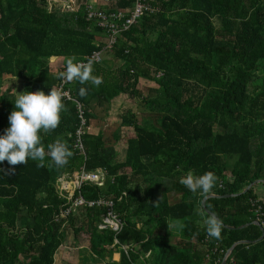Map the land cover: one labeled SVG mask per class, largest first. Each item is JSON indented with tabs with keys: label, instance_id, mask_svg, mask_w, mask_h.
Wrapping results in <instances>:
<instances>
[{
	"label": "trees",
	"instance_id": "16d2710c",
	"mask_svg": "<svg viewBox=\"0 0 264 264\" xmlns=\"http://www.w3.org/2000/svg\"><path fill=\"white\" fill-rule=\"evenodd\" d=\"M92 1L60 11L50 10L51 0H0V135L10 126L17 95L11 86L4 90L6 77L21 81L23 91L48 94L66 81L58 77L68 57L87 62L106 46V30L88 19ZM97 1L124 13L135 4ZM146 1L159 13L123 32L114 50L94 62L93 74L103 83L63 86L71 94L67 110L59 127L43 135L45 145L67 142L74 153L68 164L58 168L48 157L44 167L31 159L0 163V264H56L70 229L90 236L94 264H216L234 245L237 264H264V239L257 241L263 232L254 224L264 228V0ZM142 79L158 85L155 95L143 97ZM123 94L137 100L143 114L141 122L132 110L121 117L125 148L108 150L102 132H85L80 154L81 113L88 129L93 103ZM82 168L106 174L103 187L87 183L80 193L89 201H113L120 233L100 229L106 206L56 221L68 202L58 182ZM190 169L219 178L206 208L223 221L220 239L207 234L206 197L179 183ZM216 244L224 253L211 257Z\"/></svg>",
	"mask_w": 264,
	"mask_h": 264
},
{
	"label": "clouds",
	"instance_id": "9594fccd",
	"mask_svg": "<svg viewBox=\"0 0 264 264\" xmlns=\"http://www.w3.org/2000/svg\"><path fill=\"white\" fill-rule=\"evenodd\" d=\"M93 64L92 59L77 62L75 56H70L58 78L68 82L78 81L81 85L91 83L99 87L103 78L93 74ZM87 94L86 88L79 89L81 97H86ZM64 100L65 93L58 87H52L48 94L43 90L17 92L14 110L8 117L10 126L0 135V163L7 161L12 166L26 165L31 159L38 162L37 167H44L48 157L56 167L66 166L74 155L67 142L56 139L45 145L43 135L59 127L61 114L67 110ZM218 179L213 171L198 175L190 169L181 176L179 183L193 194L200 193L207 198L217 186ZM105 223L113 228L119 227L115 218H106ZM205 225L208 236L220 239L223 221L218 216L209 215Z\"/></svg>",
	"mask_w": 264,
	"mask_h": 264
},
{
	"label": "built area",
	"instance_id": "2783aa9c",
	"mask_svg": "<svg viewBox=\"0 0 264 264\" xmlns=\"http://www.w3.org/2000/svg\"><path fill=\"white\" fill-rule=\"evenodd\" d=\"M59 0H55L54 2H58ZM65 3L72 2V0H60ZM73 3V2H72ZM98 2H91L88 5V19L98 21L99 25L103 27L105 31L106 38V46L102 49V51L97 52L94 56H92V60L94 62L103 61L105 55L108 52L114 50L116 44L118 43L119 38L122 33L128 31L131 27H134L138 24V22L143 19L146 15H157L159 13V9L151 6L146 0H135L134 7L131 11L127 13L114 11V10H104L100 6H97ZM79 5V3H78ZM68 6V5H66ZM70 10L72 9L71 5L68 6ZM66 85V81L63 83L62 87H60L65 93V99L71 100V94L68 90H65L63 86ZM81 110V108L79 109ZM81 120V129L76 134L75 148L80 152V154L85 155L84 145L82 142V135L87 130V121H85L83 112L80 115ZM74 179L73 182H69V180L73 179H60L58 182V190L60 194L68 200L66 207L63 211H61L60 216L56 218V221H64L67 220L70 216H72L77 210H82L85 207H95V206H106L109 208V216L108 219L115 218L118 221L119 227L113 228L108 224H104L100 226L101 230L111 229L116 233H120L124 226L120 217L116 214L114 208L115 203L113 201L106 200H98V201H89L85 199L80 191L84 184L87 183H95L100 187H103L106 183V174L101 172H88L87 169L82 168L80 173H75L72 176ZM261 224H263L261 222ZM119 244V242H118ZM128 253V249L124 248ZM229 252V251H228ZM228 252L224 254L223 258L217 259L216 264H237L236 260L232 257V254L228 255ZM224 251L220 248L218 244L215 245L212 255H220L223 254ZM209 256V257H210Z\"/></svg>",
	"mask_w": 264,
	"mask_h": 264
},
{
	"label": "rangeland",
	"instance_id": "374dc122",
	"mask_svg": "<svg viewBox=\"0 0 264 264\" xmlns=\"http://www.w3.org/2000/svg\"><path fill=\"white\" fill-rule=\"evenodd\" d=\"M54 1L55 0H51L50 10H70L68 7L69 5H71L72 9L80 8L78 5V0H72L73 3L69 1L68 4L60 0L57 3ZM98 6H100V4H98ZM116 62L121 64L119 61ZM55 64L56 60L55 62H52L53 66ZM259 72L261 74L264 73V61L260 63ZM10 86L13 88L12 90L16 91V93L23 92V84L21 81L6 77L4 90L8 89ZM140 89L143 97L149 98L150 96L156 94L158 85L156 83L142 79ZM139 108L140 107L137 100L131 99L124 94L109 103H106V99H101L99 102H94L93 111L96 117H94V119L91 121L90 127L85 132L91 134H99L102 132L104 134V140L108 150H122L125 148V141L127 140L126 138H128V134L126 132H124V134L121 132V117L126 113V111L132 110L138 114V119L141 122L143 114L139 111ZM121 136H124V138H121ZM74 179L75 178L69 180V182H73ZM259 189H264V187L260 186ZM24 220L29 221L27 217H25ZM25 225L20 223L19 228L25 227ZM77 228H79V226ZM176 242L178 241L176 240ZM89 249L90 236L84 232L80 233L79 235H75L73 230L70 229L68 230V238L64 245V249L61 251L62 257L61 259H57V262L58 264H92L93 262L90 261L91 255L88 254ZM117 259L119 260L120 257L118 256Z\"/></svg>",
	"mask_w": 264,
	"mask_h": 264
},
{
	"label": "water",
	"instance_id": "95a60500",
	"mask_svg": "<svg viewBox=\"0 0 264 264\" xmlns=\"http://www.w3.org/2000/svg\"><path fill=\"white\" fill-rule=\"evenodd\" d=\"M260 183H261V181H256V182H254V183L251 184L248 188H246V190H244L243 193H247L249 190H251L253 187H255L256 185H258V184H260ZM232 196H236V195H226V196H224V197H232ZM211 197H213V195H210L209 197L205 198V199L203 200V202H202V206H203V208H204L206 214H209V215H211V213H209V212L207 211V208H206V201H207V199H209V198H211ZM254 224L258 225V226L261 228L262 232H263L261 238H260L259 240H257V241H261V240L264 239V228H263V225H262L260 222H255ZM243 227H246V226H242L241 228H243ZM226 228H228V229H233L232 227H227V226H226ZM241 243H243V242H241ZM244 243H246V242H244ZM234 247H235V245L229 250L228 255L231 254V253L233 252ZM223 264H225V262H223Z\"/></svg>",
	"mask_w": 264,
	"mask_h": 264
},
{
	"label": "crops",
	"instance_id": "0c3cea01",
	"mask_svg": "<svg viewBox=\"0 0 264 264\" xmlns=\"http://www.w3.org/2000/svg\"><path fill=\"white\" fill-rule=\"evenodd\" d=\"M77 1V0H76ZM93 3H95V2H98L97 0H93L92 1ZM105 6L106 5V3H103V4H101V6ZM100 6V7H101ZM152 6V5H151ZM154 7V6H153ZM157 8V7H156ZM104 9V8H103ZM109 10H111V9H109ZM55 62V59H52V61H51V63L52 62ZM85 131H87V130H85ZM62 179V178H61ZM64 180H66L65 178H64ZM62 249H64V248H62ZM62 249H60V251L57 253V255H56V264H58V262H57V259H61V257H62V254H61V251H62ZM72 264V263H71ZM77 264V263H76Z\"/></svg>",
	"mask_w": 264,
	"mask_h": 264
}]
</instances>
